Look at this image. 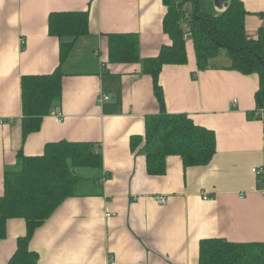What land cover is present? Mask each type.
Wrapping results in <instances>:
<instances>
[{
    "label": "crops",
    "instance_id": "0c3cea01",
    "mask_svg": "<svg viewBox=\"0 0 264 264\" xmlns=\"http://www.w3.org/2000/svg\"><path fill=\"white\" fill-rule=\"evenodd\" d=\"M242 1L247 34L255 38L264 26V0ZM72 10L88 11L90 34L76 40L63 65L56 107L64 118L45 116L24 139L22 77L57 68L61 40L49 33V15ZM213 10L208 13L222 12ZM166 12L163 0H0V195L19 151L40 155L48 142L65 139L90 142L102 155V166L83 167L90 174L81 176L76 194L34 232L30 249L39 254L38 264H198L203 239L264 243V176L252 171L264 165L259 75L230 69L225 48L199 69L185 23L188 61L162 67V107L142 60L170 43ZM128 32L138 35L141 61L111 62L109 35ZM102 95L109 98L101 103ZM162 110L186 113L215 132L209 163L185 166L169 156L164 174L148 173L144 142L135 148L133 138L143 139L147 119ZM6 227L0 264L8 263L27 228L20 217Z\"/></svg>",
    "mask_w": 264,
    "mask_h": 264
},
{
    "label": "trees",
    "instance_id": "16d2710c",
    "mask_svg": "<svg viewBox=\"0 0 264 264\" xmlns=\"http://www.w3.org/2000/svg\"><path fill=\"white\" fill-rule=\"evenodd\" d=\"M167 12L163 20L170 43L158 55L144 58L143 69L154 80L155 94L161 106L164 95L158 76L166 64L188 61L185 23L192 34L199 69H207L211 60L225 48L231 58L230 69L244 74L258 73L257 108L264 107V26L255 38L248 36V11L242 0H230L218 14L205 12L199 0H163ZM49 33L60 38V63L49 74L22 77V131L24 139L40 129L45 116L51 114L62 96L63 65L73 52L76 40L90 34L88 11H53L49 15ZM111 62L141 61L137 33L109 35ZM136 148L142 141L147 170L162 175L167 158L179 156L185 166L205 165L216 153V134L196 124L186 113L162 110L149 117L143 139L133 138ZM102 155L87 141L58 140L48 142L43 154L27 156L22 151L17 163L7 168L4 192L0 195V239L7 235V221L20 217L26 221V233L17 240V248L7 264H38L39 254L30 249V240L54 211L74 196L82 180L77 169L99 168ZM18 167V168H17ZM198 264H264V243H238L223 238L200 242Z\"/></svg>",
    "mask_w": 264,
    "mask_h": 264
},
{
    "label": "built area",
    "instance_id": "2783aa9c",
    "mask_svg": "<svg viewBox=\"0 0 264 264\" xmlns=\"http://www.w3.org/2000/svg\"><path fill=\"white\" fill-rule=\"evenodd\" d=\"M109 98L108 95H102L99 98V101L102 103L103 101L107 100ZM234 102H237V99L234 100ZM51 114L58 116L61 120L64 118V115L62 114L61 110L59 107H55L54 110L51 112ZM256 115L261 116V118L264 120V107H259L256 109ZM253 173L258 177L262 178L264 176V165H256L252 168ZM155 199L160 203V204H165L167 202V197L162 196V195H156ZM108 216L111 215L110 213L107 214ZM112 264V263H111Z\"/></svg>",
    "mask_w": 264,
    "mask_h": 264
},
{
    "label": "rangeland",
    "instance_id": "374dc122",
    "mask_svg": "<svg viewBox=\"0 0 264 264\" xmlns=\"http://www.w3.org/2000/svg\"><path fill=\"white\" fill-rule=\"evenodd\" d=\"M199 1L201 2L202 9L207 10L208 12L214 13V10L213 9L215 8V0H199ZM89 168L90 169H96V168H91V167H89ZM88 170L89 169L80 167V168H78L77 172H78V175L79 176H83V175H86L87 176V175L90 174ZM79 188H80V185H79Z\"/></svg>",
    "mask_w": 264,
    "mask_h": 264
},
{
    "label": "water",
    "instance_id": "95a60500",
    "mask_svg": "<svg viewBox=\"0 0 264 264\" xmlns=\"http://www.w3.org/2000/svg\"><path fill=\"white\" fill-rule=\"evenodd\" d=\"M230 0H215V5L221 10H225V5L228 3Z\"/></svg>",
    "mask_w": 264,
    "mask_h": 264
}]
</instances>
